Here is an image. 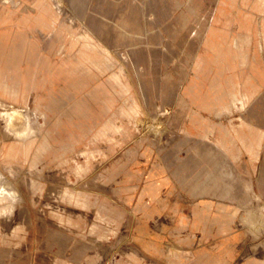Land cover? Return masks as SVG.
Here are the masks:
<instances>
[{
    "label": "rangeland",
    "instance_id": "1",
    "mask_svg": "<svg viewBox=\"0 0 264 264\" xmlns=\"http://www.w3.org/2000/svg\"><path fill=\"white\" fill-rule=\"evenodd\" d=\"M0 102V264L264 261V0H0Z\"/></svg>",
    "mask_w": 264,
    "mask_h": 264
},
{
    "label": "crops",
    "instance_id": "2",
    "mask_svg": "<svg viewBox=\"0 0 264 264\" xmlns=\"http://www.w3.org/2000/svg\"><path fill=\"white\" fill-rule=\"evenodd\" d=\"M38 1V0H36ZM39 24L38 21L34 22L33 26H37ZM40 25V24H39ZM38 25V26H39ZM17 37L20 39V43L23 42V44L25 45L26 40L25 37L23 35L22 32L17 34ZM29 48V47H28ZM0 104L3 106L2 110L0 111V115H2L4 121H5V125L6 127H11L13 129V132L15 135H17L20 138H25L26 136H28L30 133L33 132L32 127L29 124L28 118L26 115H24L23 113L20 112V110L15 107V106H11L5 103H1ZM8 112L9 116H12L13 118V124L11 125H7L6 124V119L4 116V113ZM163 172V169L160 166L154 165L151 170L148 172L147 174V178H150L148 182H146L145 186H144V191H154L155 189L157 190L161 184H162V180L160 178H156L158 174H161ZM9 195V191L5 192L4 190H0V200H3L5 197H7ZM204 214L202 213V211H194L193 212V218H192V225H195L199 219H201ZM212 219L216 220V217L213 216ZM217 229L220 230L221 228V223H217L216 224ZM264 261H257L256 259L253 258H249L246 259L245 262H243L242 264H263Z\"/></svg>",
    "mask_w": 264,
    "mask_h": 264
},
{
    "label": "bare ground",
    "instance_id": "3",
    "mask_svg": "<svg viewBox=\"0 0 264 264\" xmlns=\"http://www.w3.org/2000/svg\"><path fill=\"white\" fill-rule=\"evenodd\" d=\"M0 190H4L5 192H8L4 189L3 185H1V181H0Z\"/></svg>",
    "mask_w": 264,
    "mask_h": 264
}]
</instances>
